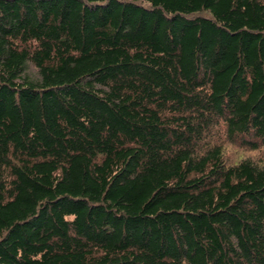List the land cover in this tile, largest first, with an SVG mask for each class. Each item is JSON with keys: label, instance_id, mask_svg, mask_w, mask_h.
<instances>
[{"label": "trees", "instance_id": "trees-1", "mask_svg": "<svg viewBox=\"0 0 264 264\" xmlns=\"http://www.w3.org/2000/svg\"><path fill=\"white\" fill-rule=\"evenodd\" d=\"M0 264H264V0H0Z\"/></svg>", "mask_w": 264, "mask_h": 264}]
</instances>
